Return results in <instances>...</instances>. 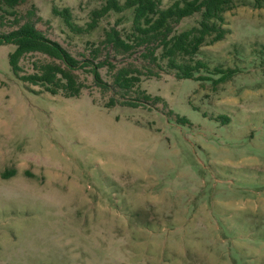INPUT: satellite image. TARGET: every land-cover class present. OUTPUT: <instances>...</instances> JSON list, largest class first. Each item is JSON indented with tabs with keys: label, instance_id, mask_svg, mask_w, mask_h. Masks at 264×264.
Wrapping results in <instances>:
<instances>
[{
	"label": "rangeland",
	"instance_id": "1",
	"mask_svg": "<svg viewBox=\"0 0 264 264\" xmlns=\"http://www.w3.org/2000/svg\"><path fill=\"white\" fill-rule=\"evenodd\" d=\"M106 1L16 8L76 58L103 61L105 89L81 69L79 96L37 92L0 45V264H264V7L224 13V38L194 57L210 79L197 80L106 46L131 21L110 12L89 29ZM64 8L83 30L53 11ZM34 61L50 58L27 54L20 74ZM122 66L141 71L127 92L113 84ZM215 69L232 73L214 83Z\"/></svg>",
	"mask_w": 264,
	"mask_h": 264
},
{
	"label": "trees",
	"instance_id": "2",
	"mask_svg": "<svg viewBox=\"0 0 264 264\" xmlns=\"http://www.w3.org/2000/svg\"><path fill=\"white\" fill-rule=\"evenodd\" d=\"M24 1L0 0V45L13 46V50L8 54V61L18 78L39 86L37 92H45L52 96L59 94L65 98L77 97L85 85L79 80L76 71L83 69L92 74L95 84L103 89L109 87L98 70L103 61L94 63L92 59H78L58 41L47 37L35 26L30 17L20 22L16 8ZM160 4L161 0H124L123 3L119 0H107L101 8L91 11L92 19L88 23V28H95L99 19L110 12L130 10V30L126 31L125 35L115 27L106 30L103 39L106 46L115 52L128 55L138 49L140 58L149 57L148 63L159 69L174 71L176 78L205 80L210 78L196 75L205 64L199 60L194 61V57L202 45L212 44L224 38L226 34L223 27L224 13L240 4L263 8L264 0H174L166 7ZM53 11L60 14L72 30H83L73 24L69 9ZM192 17H195V24L182 30L178 29L183 19ZM7 18H12L11 24L17 26L2 31L1 27L6 24ZM30 53L42 54L50 58V61H34L33 72L20 74L19 61ZM146 68L149 74H157L153 67ZM215 73L222 74L213 79V82L217 83L225 80L232 71L215 69ZM139 75L141 71L137 67H119L113 73V84L123 92L130 91L139 82ZM123 102L131 105V102ZM108 104L107 106L114 105L115 100L111 99Z\"/></svg>",
	"mask_w": 264,
	"mask_h": 264
}]
</instances>
